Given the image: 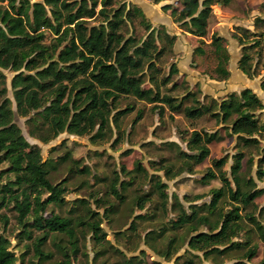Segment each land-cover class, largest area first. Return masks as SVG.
I'll return each instance as SVG.
<instances>
[{
    "label": "trees",
    "instance_id": "trees-1",
    "mask_svg": "<svg viewBox=\"0 0 264 264\" xmlns=\"http://www.w3.org/2000/svg\"><path fill=\"white\" fill-rule=\"evenodd\" d=\"M151 1L157 4L164 0ZM178 1L181 6L166 4L163 9L170 11L181 28L202 42L209 32L213 5L230 2ZM140 28L143 33L139 32ZM47 34L52 36L50 41H47ZM233 36L241 45L239 69L249 78L260 75L259 61L255 62L254 54L259 55L262 51L264 16L255 18L254 30L237 26ZM176 39L177 36L170 34L165 25L153 26L144 10L127 0H0V164L8 166L0 171V207L13 205L17 210V220L22 228L18 237L33 240L34 251L33 258L26 262L10 249L8 238L0 235V264H72L68 249L54 240L57 235H67L70 249L76 253L79 250L77 226L87 225L98 244L109 242L101 218L95 217L96 212L84 198H78L70 210L78 216L75 221L71 216L44 215L49 204L61 206L66 203L69 177L53 183L51 174L71 160V153L67 152L57 160H44L40 146L31 144L14 121L15 112L26 118L29 135L41 142L48 143L68 132L78 136L90 135L97 143L113 133L112 122L122 134V118L135 106L119 109V102L122 97L130 96L165 104L173 112L184 113L191 119L210 115L223 125L227 135L237 136V151L232 155L230 176L224 170L230 156L225 155L213 159L212 167L201 178L203 183L221 180L222 185L213 190L211 201L201 205L191 203L187 209L174 193L173 209L178 211L176 220L169 221L170 227H163L156 233L151 230L146 236L150 235L153 240L164 237L170 230L189 227L195 233L189 239V247L203 251L209 257L242 248L244 243L234 238L245 228L243 222L247 219L264 242V206L259 207L255 202L264 195V187H258L252 175L255 154L258 153L256 175L259 180L264 179V121L261 119L264 102L249 87L231 92L220 101L211 97L208 103L200 102L193 92H187L180 99L164 93L163 87H167L172 76L179 73L173 63L169 74L163 75L161 65L162 58L171 51ZM210 45L218 60L216 77L226 80L231 75L228 68L231 55L225 38L214 33ZM194 53L206 52L199 45ZM4 70L15 73L11 80L14 100L8 96ZM147 82L150 87L145 86ZM261 88L264 90V77ZM208 98L205 95L204 99ZM188 100L195 104L187 105ZM162 106L161 113L164 111ZM142 117L140 110L133 123ZM224 139L219 130H194L188 139L190 152L179 150L184 163L181 171L194 173V166L210 156V144ZM73 163L78 164V160ZM69 170L71 176L90 173L87 166H72ZM166 170L170 176V167L167 166ZM121 171L125 175L137 172L134 178L138 174L149 175L140 162H136L133 170L123 166ZM4 176L7 178L5 182L2 180ZM149 180L152 190L137 196V205L144 209L158 193L162 207L167 208L170 199L167 184L156 174H152ZM132 182L121 180L117 173L110 190L124 202L125 196L120 191L127 190ZM44 193L48 194L46 198H43ZM225 199L231 205L227 211L220 208ZM96 201L99 203L100 199ZM250 206L251 210L242 214V210ZM108 211L111 213L115 209ZM136 218L145 216L139 214ZM4 222L7 225L8 219L5 218ZM202 225L208 226V230L199 231L198 227ZM131 229H137L135 220ZM35 231L41 234L34 235ZM50 239L62 254V261L52 260L54 253L46 250ZM175 243L176 236H171L163 252L165 256H172ZM256 253V248L249 249L247 257L251 259ZM193 263L189 259L185 264ZM123 264L148 263L141 256H132ZM234 264L245 263L239 260ZM257 264H264V256Z\"/></svg>",
    "mask_w": 264,
    "mask_h": 264
},
{
    "label": "rangeland",
    "instance_id": "rangeland-1",
    "mask_svg": "<svg viewBox=\"0 0 264 264\" xmlns=\"http://www.w3.org/2000/svg\"><path fill=\"white\" fill-rule=\"evenodd\" d=\"M165 2L181 6L178 0H165ZM157 4L160 6L159 3ZM165 12L171 14L170 11ZM150 16L151 18L147 17L153 26L161 25L156 24L155 14L150 13ZM257 16H264V0H230L227 5L217 3L213 5L209 32L207 37L203 38V42L197 36L181 28L178 22L174 21V28H171L175 32L171 29L168 30V27L165 26L170 34L174 33L172 35L177 36V39L171 51L165 54L161 60L163 75L169 74L173 63L179 68V73L172 76L168 86L163 87V92L179 99L187 92H193L200 102L208 103L211 97L220 101L231 92H240L249 87L255 92H259L264 98V90L261 88V80L264 77V39L262 40L261 53L254 54L255 62L259 61L260 75L249 78L238 67L242 51L241 45L233 36L237 26L254 30V20ZM172 19L174 20L173 16ZM139 32L143 33L144 30L140 28ZM214 33L225 38V44L231 55L228 64L231 75L226 80L216 77L215 67L218 60L212 53L210 45ZM51 37V34H47V41H50ZM199 45L205 50V54L194 53L195 48ZM4 73L6 74L8 96L14 100L11 80L15 73L9 70H4ZM175 85L177 87L174 88ZM145 86L150 87L151 84L147 82ZM205 95L209 96L206 100L204 99ZM186 104L192 105L195 102L188 100ZM129 105H134L135 109L122 118V134L117 132L112 122L113 133L108 139L97 143L91 140L90 135L78 136L68 132L61 133L48 143L41 142L29 135L26 118L15 112L14 121L22 128L23 134L31 144L40 146L44 160L49 158L57 160L67 152L71 153V160L60 165L58 170L51 174L53 183H58L69 177L66 183L68 188L65 194L66 203L61 206L49 204L44 215L46 217L53 214H60L64 217L71 216L75 221L78 216L70 210L76 205L78 198H84L90 208L96 212L95 217L101 218V226L106 232L108 243L98 244L87 225L77 226L75 231L79 250L74 253L70 249L69 237L63 234L57 235L54 241L68 249L72 264H123L126 258L132 256H141L148 264H185L189 259L193 260V264H234L239 260L245 264L259 263L264 256V242L260 239L256 228L247 219L243 222L245 228L234 238L235 241L243 242V247L209 257L203 251L193 250L189 247V239L195 234L189 227L170 230L164 237L153 240L150 239V235L146 236L151 230L156 233L160 232L163 227H170L169 221L176 220L178 211L173 209L174 193L178 195L181 203L187 209L191 203L201 205L211 201L213 190L222 185L221 180L214 179L203 183L201 178L208 168L212 167L213 159L225 155L230 156L224 167L230 176L232 155L237 151V136L227 135L223 125L217 123L210 115L191 119L184 113L173 112L167 105L159 102L150 103L131 96L120 99L119 109H125ZM161 106L164 110L163 113L160 112ZM140 110L143 112V117L134 124L133 120ZM261 119L264 121V113ZM194 130L200 132L219 130L225 139L210 144V156L203 163L194 166L195 171L191 174L188 171H181L184 168V163L179 157V150L190 152L188 139ZM253 151L256 152L255 149ZM258 158V153H256L252 175L257 181L258 187L261 188L264 187V179L259 180L256 175ZM73 160H78V164L73 163ZM136 162H140V165L146 168L148 176L138 174L134 178L133 176L137 172L125 175L121 171L123 166L127 170H133ZM72 166L79 168L87 166L90 173H74L71 176L69 169ZM167 166L171 170L170 176L166 174ZM7 167L5 163L0 164V171ZM117 173L121 180H133L127 190L120 191L125 196L124 202H121L110 190V184ZM152 174L158 175L161 181L167 184L166 191L170 196L167 208L162 207L158 193L153 195V200L148 202L144 209H140L137 205V196L152 190L149 180ZM6 179L4 176L2 180L5 182ZM186 195L187 199H185ZM47 196V193L43 194V198ZM96 199H100V202L97 203ZM255 202L259 207L264 206V195L257 198ZM221 207L227 211L231 205L225 199L221 202ZM112 208L115 211L110 213L108 210ZM250 210L251 206L247 209L244 208L242 214L245 215L246 211ZM252 210L256 211V208H252ZM139 214L144 215L145 218L137 219ZM17 215L18 212L13 205L0 207V235L8 238L11 242L10 249L15 251L20 259L24 258L26 262H29L34 253L33 240L18 237L22 228L18 223ZM5 218L8 219L7 225L4 222ZM134 220L137 225L136 230L131 229ZM198 229L199 231L208 230V226L202 225ZM40 234L39 231L34 232V235ZM171 236H176V243L172 248V256L167 257L163 252ZM54 241L52 239L48 241L46 250L54 253L52 260L62 261L63 256L54 245ZM252 248H256L257 253L250 259L247 257V253Z\"/></svg>",
    "mask_w": 264,
    "mask_h": 264
},
{
    "label": "crops",
    "instance_id": "crops-1",
    "mask_svg": "<svg viewBox=\"0 0 264 264\" xmlns=\"http://www.w3.org/2000/svg\"><path fill=\"white\" fill-rule=\"evenodd\" d=\"M128 2H132L134 4H137L139 5L145 12V14L151 18L150 16V13L152 14H155V17H157V25L159 24H163L165 26L168 27V30H170L173 25L175 24L174 20L172 19V15L171 14H168L166 13L163 9V6L166 5V4H172L171 2L170 3H167L164 1L160 2V6H157L158 4L156 3H153L151 0H127ZM154 22V21H153ZM156 26V25H155ZM174 28V27H173ZM173 32H175L174 29H171ZM171 34H174V33H171ZM230 70V69H229ZM231 72V70H230ZM244 73V72H243ZM256 93L260 96V98L263 100L264 98L260 95L259 92L256 91ZM264 102V100H263ZM263 113H264V109H263Z\"/></svg>",
    "mask_w": 264,
    "mask_h": 264
}]
</instances>
